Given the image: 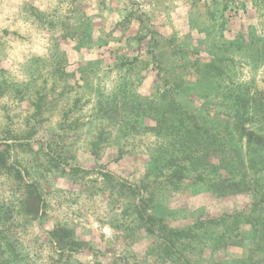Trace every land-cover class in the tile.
Here are the masks:
<instances>
[{"label": "rangeland", "instance_id": "1", "mask_svg": "<svg viewBox=\"0 0 264 264\" xmlns=\"http://www.w3.org/2000/svg\"><path fill=\"white\" fill-rule=\"evenodd\" d=\"M0 264H264V0H0Z\"/></svg>", "mask_w": 264, "mask_h": 264}]
</instances>
